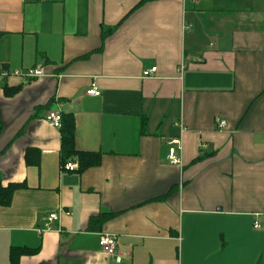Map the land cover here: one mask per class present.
Masks as SVG:
<instances>
[{
	"label": "crops",
	"instance_id": "obj_1",
	"mask_svg": "<svg viewBox=\"0 0 264 264\" xmlns=\"http://www.w3.org/2000/svg\"><path fill=\"white\" fill-rule=\"evenodd\" d=\"M140 1L0 0L1 70L46 72L0 75V171L27 184L0 206V264L12 246L40 248L20 264H264V0ZM102 26L118 28L98 51ZM54 108L101 165L62 166ZM178 136L182 166L169 161ZM101 212L116 215L89 229Z\"/></svg>",
	"mask_w": 264,
	"mask_h": 264
},
{
	"label": "trees",
	"instance_id": "obj_2",
	"mask_svg": "<svg viewBox=\"0 0 264 264\" xmlns=\"http://www.w3.org/2000/svg\"><path fill=\"white\" fill-rule=\"evenodd\" d=\"M150 0H141L137 7L141 6L145 2ZM134 8V9H135ZM118 26L114 27H104L102 26V45L97 48L101 51L104 47V42L106 38L116 29ZM22 86H9L5 85L3 88L4 95L7 97H13L21 90ZM51 104V102H50ZM148 123V117L143 116L142 118V132L145 133L146 125ZM76 119L73 113H63L62 112V126L60 128L61 133V164L65 165L66 162L70 160L79 161V171L83 172L91 167L99 166L102 163L103 154L101 152L93 151H83L79 150L76 145ZM3 131V123L1 121V111H0V134ZM25 161L28 166H39L41 160V151L37 148H28L25 152ZM204 156H199L194 159L193 162H197L203 159ZM27 187L25 182H11L8 184L3 183L2 174L0 171V206H10L14 194L17 190ZM116 213L111 212H101L98 216H93L89 222V229L97 230L101 229L102 226L112 219ZM39 247L30 248L27 246H12L10 248L9 264H20V258L23 255H33L38 253ZM256 264H261L260 260Z\"/></svg>",
	"mask_w": 264,
	"mask_h": 264
},
{
	"label": "built area",
	"instance_id": "obj_3",
	"mask_svg": "<svg viewBox=\"0 0 264 264\" xmlns=\"http://www.w3.org/2000/svg\"><path fill=\"white\" fill-rule=\"evenodd\" d=\"M158 67L152 66L150 69L144 70V76H153L157 72ZM16 75L27 79H33L37 77H41L46 75L45 68L42 65H37L34 67H30L27 69H18L14 70L12 73H10L7 70H1L0 68V75L8 76V75ZM87 94L89 95H101V91L96 86V84H93L90 88L87 89ZM45 119L55 128L60 129L62 126V112L59 108L52 109L49 113L45 115ZM218 126L221 128H225L227 125V121L225 119L218 118L217 120ZM180 128L182 131L185 130L184 125L181 124ZM170 152H169V161L171 164H175L177 166H182V158H181V152L183 150V141L182 137H174L169 141ZM202 146L204 148L207 147V144L203 143ZM64 168L67 170H77L79 168V161L78 160H70L65 163ZM58 218V213H52L49 216V221H53ZM255 227H260L259 222H255ZM52 225L50 222L46 224V229H51ZM100 246L103 249V251L110 255V256H116L117 255V248L119 244V238L115 234L111 233H102L100 237ZM118 261H121V258H117Z\"/></svg>",
	"mask_w": 264,
	"mask_h": 264
},
{
	"label": "rangeland",
	"instance_id": "obj_4",
	"mask_svg": "<svg viewBox=\"0 0 264 264\" xmlns=\"http://www.w3.org/2000/svg\"><path fill=\"white\" fill-rule=\"evenodd\" d=\"M256 264V263H255Z\"/></svg>",
	"mask_w": 264,
	"mask_h": 264
}]
</instances>
